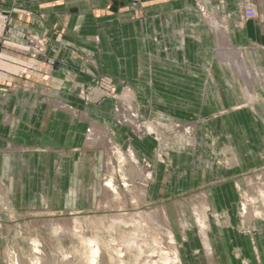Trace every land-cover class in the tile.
<instances>
[{
  "label": "rangeland",
  "instance_id": "rangeland-1",
  "mask_svg": "<svg viewBox=\"0 0 264 264\" xmlns=\"http://www.w3.org/2000/svg\"><path fill=\"white\" fill-rule=\"evenodd\" d=\"M245 3L256 12L255 1ZM10 11L0 8L1 42L7 39L10 15L6 12ZM242 16L251 19L244 12ZM256 17L257 13L252 18ZM214 37L216 48L212 45L211 54L216 58L220 49ZM24 38L31 52L44 51L43 36L27 32ZM222 55L224 61L237 60L234 53ZM201 67L195 66L196 73H201ZM243 69L245 76L254 72L251 65ZM241 83L236 82L239 103L232 104L234 98L229 96L219 114L239 107L250 112L264 104V96L249 101ZM139 87L124 83L118 92H111L99 89L97 81L79 84V104L99 126L93 145L85 143L89 125L72 120L67 124L68 138L59 142L57 133L64 125L57 117L52 119L56 143H44L49 129L43 114L29 118L27 111L17 110L12 127L0 126V264H264V161L210 182L228 179L232 183L231 209L222 203L213 209L207 201H195L193 188L176 192L168 187L169 172L182 164L188 168L197 147L190 124L193 114L184 109L192 98L157 97L154 86L148 88L151 95L140 97ZM202 88L197 79V92ZM141 98L152 107L149 111L139 113ZM194 98L195 120H200L197 129L206 142L200 145L206 161L202 169L235 168L233 145L202 127V119L208 121L200 112L203 98L201 94ZM50 99L68 106L59 98ZM119 103L134 108L137 119L121 105L125 117L118 115ZM163 107L168 109L161 111ZM102 133L104 137L99 136ZM2 139L21 143L2 144ZM109 180L111 189L106 186ZM208 182L202 178L198 189ZM188 197L191 220L186 214L179 216L188 205L178 200ZM231 232L238 234L240 248L229 252ZM205 237L213 248L204 245ZM253 239L259 241L258 251Z\"/></svg>",
  "mask_w": 264,
  "mask_h": 264
},
{
  "label": "crops",
  "instance_id": "crops-1",
  "mask_svg": "<svg viewBox=\"0 0 264 264\" xmlns=\"http://www.w3.org/2000/svg\"><path fill=\"white\" fill-rule=\"evenodd\" d=\"M244 1L0 0L1 9H11L6 12L10 15L7 39L0 41L1 128L12 127L17 110L27 111L29 118L46 116L49 135L44 143H56L52 140V119L56 117L64 125L56 138L59 142L66 140L69 120L87 124V128L89 123L80 114L91 120L77 98L79 84L86 82L97 81L99 89L111 92H118L124 83L133 88L140 86L138 95L145 98L151 95L149 86L155 87L157 97H191L184 109L193 114L189 120L195 128L197 147L188 168L182 164L169 172L168 187L178 193L193 188L194 200L207 201L213 209L221 203L226 209L233 208L232 183L228 179L217 184L210 182L264 161V104L253 106L250 112L239 107L219 114L228 104L229 96L234 98L232 104H237L241 94L236 87L239 81L211 54L212 45L216 48L211 19L214 17V21L227 28L232 43L247 49V55L264 68V51L260 50L264 48V0H253L257 17L251 19L242 16ZM27 32L45 38L42 53L31 52L24 38ZM202 64L201 73H196L195 66ZM197 79L203 86L198 92ZM256 87V94L264 96V84ZM200 94L203 98L200 112L208 118L201 120L202 127L218 132L221 142L233 145L235 168L202 169L206 161L200 154V145L206 142L197 129L200 120H195L194 98ZM52 97L66 102L70 110L56 108ZM8 105H13V109ZM141 105L139 113L152 108L146 99L141 98ZM167 109L163 107L161 111ZM215 112L219 115L211 117ZM1 143L21 142L2 139ZM202 178L210 184L199 190ZM178 201H186L188 205L179 216L186 214L191 220L190 197ZM192 235L196 237L195 233ZM228 238L229 252L240 248L238 234L231 232ZM202 240L207 248H213L209 239ZM244 241L248 242L246 237ZM252 245L258 251L259 241L253 239Z\"/></svg>",
  "mask_w": 264,
  "mask_h": 264
},
{
  "label": "bare ground",
  "instance_id": "bare-ground-1",
  "mask_svg": "<svg viewBox=\"0 0 264 264\" xmlns=\"http://www.w3.org/2000/svg\"><path fill=\"white\" fill-rule=\"evenodd\" d=\"M226 29L227 28H224L221 25V23L217 22V21L216 22L214 21V23L212 25V30H213L214 35L216 36V41H217V44L219 45L218 48L220 49V51L217 52L218 56L215 59L217 60L218 63L224 64L226 69L229 68L230 73L236 78L237 81L242 82L241 85L243 87V91L245 92L248 100L253 101V100H255L254 99L255 95H257L256 91H255V87L256 86H262V84H264V68L259 63H257V61L253 57L247 55V53L245 52V50H247V49H244L242 47L233 46L230 35ZM182 36L183 35H181V39H182ZM232 53H234V55H236L237 60H233L232 58H228L227 61L223 60L224 55H222V54H228L229 55ZM235 62H237L238 66L235 64ZM243 65H245V66L251 65L252 68L254 69V72L251 73L248 70L250 73L249 74L247 73V75L245 76V72L243 69L245 66H243ZM53 105L56 108H59L62 110H66V111L70 110V108L68 106L67 107L63 106L62 104H60L58 102H54ZM80 116L84 121L89 123V129H88V133H87L85 143L88 145L89 144L93 145V143L95 142V139L98 137V134L95 132L100 133V131H97L99 129V126L96 123H93L83 113H81ZM132 120H134L133 117H132ZM104 135L105 134L102 133L99 136L104 137ZM192 140H193V138H192ZM106 186L109 189L112 188V184H111L110 180L106 182ZM93 251L96 252L97 250H93Z\"/></svg>",
  "mask_w": 264,
  "mask_h": 264
},
{
  "label": "built area",
  "instance_id": "built-area-1",
  "mask_svg": "<svg viewBox=\"0 0 264 264\" xmlns=\"http://www.w3.org/2000/svg\"><path fill=\"white\" fill-rule=\"evenodd\" d=\"M243 12H244V14H245V16L247 17V18H252V17H254L255 16V10H254V7L250 4V3H245L244 5H243ZM122 106L123 108H124V110L126 109L127 110V112H129V113H131V114H134L135 115V118L137 119V116H136V110L134 109V108H128L125 104L123 105V104H121V103H119L118 105H117V112H118V115H121V114H123L124 115V117H125V114L123 113V112H120V110H119V106ZM136 119H135V122H138V121H136Z\"/></svg>",
  "mask_w": 264,
  "mask_h": 264
}]
</instances>
